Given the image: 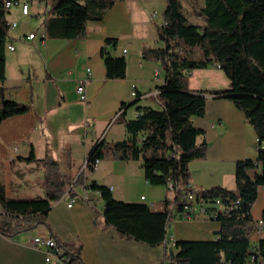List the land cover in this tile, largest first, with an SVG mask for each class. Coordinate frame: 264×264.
<instances>
[{"label":"crops","instance_id":"obj_1","mask_svg":"<svg viewBox=\"0 0 264 264\" xmlns=\"http://www.w3.org/2000/svg\"><path fill=\"white\" fill-rule=\"evenodd\" d=\"M29 2L28 14L14 5L7 15L17 25L9 30L6 78L0 81L5 98L32 105L29 112L0 122V179L7 193L18 197L29 192L31 196L46 195L42 164L23 160L21 156L34 151L42 158L50 152L60 161L63 173L77 177L85 168L91 149L115 125L121 133L115 132L110 141L131 135L118 117L124 102L138 98L132 95V89L138 91L140 98L127 109V118L137 116L138 105L163 108L159 92L166 79L162 62L145 59L143 48L165 45L158 37L157 26L164 21L167 0H114L102 19L88 21L87 36L75 39L64 37L62 17L49 10L48 0ZM202 6L203 0L198 9L202 21L194 23L204 26ZM31 32H36V36L27 38ZM115 37L116 43H107V38ZM8 43H13L14 49ZM105 45L114 56L126 57L127 77H106L102 56ZM85 79L87 101L81 100L78 92L79 82ZM187 87L207 95L205 113L194 118V125L204 130L197 142L206 141L208 148L204 157L190 162L191 185L197 190L213 186L236 188L240 160L256 162L249 169L251 175L261 172L255 127L231 98L212 93L231 88L226 71L215 62L190 69ZM94 180L108 185L117 199L147 203L155 211L164 210L167 199L172 200L171 206L174 204L175 193L166 184L148 181L142 159H103L94 171L86 173L85 183L76 187V196L67 193L52 202L48 219L54 235L43 224L14 237L0 232V264H46L44 249L31 245L36 235H52L62 242L81 246L85 264H164L166 246L178 239L219 237L221 221L205 214L192 219L176 216L169 223L167 241L158 245L126 238L113 227L104 228L95 222L94 208L103 213L106 202L99 191L87 187ZM72 199L75 200L69 205ZM263 211L264 185H261L252 208L253 218H262ZM191 224L194 226L189 228ZM262 238L264 230L260 232L254 227L253 246ZM247 264L261 263L249 260Z\"/></svg>","mask_w":264,"mask_h":264},{"label":"trees","instance_id":"obj_2","mask_svg":"<svg viewBox=\"0 0 264 264\" xmlns=\"http://www.w3.org/2000/svg\"><path fill=\"white\" fill-rule=\"evenodd\" d=\"M52 13L62 17L64 37L75 39L89 33L88 21L102 19L114 0H48ZM201 14L204 26L190 21L182 0H167L164 24L157 26V34L165 45L144 46L145 59L161 61L166 79L160 87L159 99L163 108L138 105V115L127 118V109L135 105H121L119 120L125 123L128 138L110 141L103 137L91 149L88 165L77 177L61 171L60 161L52 153L38 158L34 151L22 157L37 161L44 169L45 196H12L0 179V232L7 237L34 229L43 224L52 231L48 215L54 200L67 193L77 195L76 187L84 184L86 173L95 170L91 163L99 158L142 159L145 175L152 184H166L174 180L173 191L177 209L191 181L190 162L206 155V141L197 142L204 130L194 125V118L205 113L207 95L187 87L190 69L219 62L231 79V88L212 93L231 98L255 127L259 139H264V0H203ZM6 0H0V81L6 78V44L9 38ZM107 43L117 38H107ZM198 50L197 54H194ZM102 56L107 78L127 77V59L114 56L105 45ZM0 85V122L24 114L32 109L29 103L5 98ZM142 134V136H141ZM262 171L254 175L249 169L256 166L252 159L237 162L234 189L213 186L196 190L197 198L214 203L221 197L226 205L234 207L217 210L211 205L209 217L221 221L219 237L208 240L178 239L166 246L164 264H247L251 254L262 257L264 238L257 245L251 243L254 229L252 208L258 198L259 186L264 185V148H259ZM91 189L100 192L106 202L104 212L94 208L95 222L104 228L113 227L126 238L150 245L165 243L169 223L176 217L171 210V199L166 208L155 211L147 203L117 199L108 185L92 181ZM237 201V202H236ZM264 218V211H263ZM74 254V260L85 264L81 246L65 243ZM254 249V250H253Z\"/></svg>","mask_w":264,"mask_h":264},{"label":"built area","instance_id":"obj_3","mask_svg":"<svg viewBox=\"0 0 264 264\" xmlns=\"http://www.w3.org/2000/svg\"><path fill=\"white\" fill-rule=\"evenodd\" d=\"M14 5H19L22 7V10L25 14L29 13L30 9V2L29 0L23 1V0H6V9H7V15L9 13V10L12 6ZM157 13H154L156 15ZM7 17V24L9 30L14 28L17 25V22L14 20H10ZM165 21H163L162 24H164ZM36 36V32H31L27 35V38H34ZM45 38V34H43V39ZM8 47L11 49H14L13 43H8ZM126 51V50H125ZM217 66L221 67V64L219 62H215ZM88 74L89 76L92 74V70L89 67L88 69ZM86 82L87 79L81 80L78 85V92L80 93V99L83 101L88 100V94L86 91ZM132 95L139 97L140 94L138 91L133 88L132 89ZM139 113H137L138 115ZM259 148H264V139L260 140L259 139ZM100 159L97 158L94 160L91 165L94 166L95 168L98 167L100 163ZM88 165V160H86L85 167ZM167 186L169 189L172 191H175L177 186L174 180H169L167 183ZM188 187L190 188L189 191H187L185 198L183 200V208L182 209H177L174 204L171 206L172 213L175 216H178L180 218H186V219H192L195 218L198 215L205 214L209 215L210 212L208 208L211 205L217 206V209L212 211L211 214H216L217 210H224L226 208H233L235 204H230L226 205L224 203L223 198L217 197L215 202L210 203L208 201H205L204 199L199 200L197 198L196 190L191 183L188 184ZM85 197L89 200L90 197L88 194L85 195ZM142 198H145V195L142 196ZM75 199H72L69 202V205H71L74 202ZM237 202V201H236ZM254 227L258 231H263L264 230V218H256L254 219ZM31 245L34 247H42L45 251V261L46 264H79L74 260V254L72 251L68 249V247L65 245V242L60 241L57 237L52 236V235H36L33 236L31 239ZM254 250V249H253ZM249 260L254 261V262H259L263 263L262 257H257L255 254H251L249 257Z\"/></svg>","mask_w":264,"mask_h":264},{"label":"rangeland","instance_id":"obj_4","mask_svg":"<svg viewBox=\"0 0 264 264\" xmlns=\"http://www.w3.org/2000/svg\"><path fill=\"white\" fill-rule=\"evenodd\" d=\"M183 4H184V11L187 14V16L189 17L190 21L192 22H201L202 19L200 17V14L198 12L199 7L202 4V0H182ZM198 50L194 52V54H197ZM41 66V63L39 62V65ZM120 122V121H119ZM118 125H115L110 132L107 134L108 139H112V137L114 136V133H118V135H120L121 131L118 129ZM120 131V132H119ZM121 138H123V135L120 136ZM25 196H31L32 194H24ZM22 196V197H25ZM192 226H194V224H191L189 226V228H192ZM187 235H193V234H187Z\"/></svg>","mask_w":264,"mask_h":264},{"label":"water","instance_id":"obj_5","mask_svg":"<svg viewBox=\"0 0 264 264\" xmlns=\"http://www.w3.org/2000/svg\"><path fill=\"white\" fill-rule=\"evenodd\" d=\"M88 160V159H87Z\"/></svg>","mask_w":264,"mask_h":264}]
</instances>
